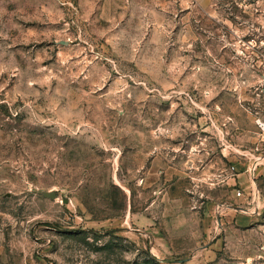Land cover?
<instances>
[{
  "label": "rangeland",
  "instance_id": "rangeland-1",
  "mask_svg": "<svg viewBox=\"0 0 264 264\" xmlns=\"http://www.w3.org/2000/svg\"><path fill=\"white\" fill-rule=\"evenodd\" d=\"M263 127L264 0H0V264L263 263Z\"/></svg>",
  "mask_w": 264,
  "mask_h": 264
},
{
  "label": "crops",
  "instance_id": "crops-1",
  "mask_svg": "<svg viewBox=\"0 0 264 264\" xmlns=\"http://www.w3.org/2000/svg\"><path fill=\"white\" fill-rule=\"evenodd\" d=\"M219 242H220V241L218 240L217 243H219ZM217 243H213L214 247H217V245H218ZM261 264H264V262L261 263Z\"/></svg>",
  "mask_w": 264,
  "mask_h": 264
},
{
  "label": "built area",
  "instance_id": "built-area-1",
  "mask_svg": "<svg viewBox=\"0 0 264 264\" xmlns=\"http://www.w3.org/2000/svg\"><path fill=\"white\" fill-rule=\"evenodd\" d=\"M263 129H264V127H263Z\"/></svg>",
  "mask_w": 264,
  "mask_h": 264
}]
</instances>
